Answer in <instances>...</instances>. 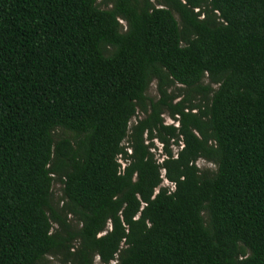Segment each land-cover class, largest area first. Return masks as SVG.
<instances>
[{
	"label": "trees",
	"instance_id": "trees-1",
	"mask_svg": "<svg viewBox=\"0 0 264 264\" xmlns=\"http://www.w3.org/2000/svg\"><path fill=\"white\" fill-rule=\"evenodd\" d=\"M50 254L264 264V0H0V264Z\"/></svg>",
	"mask_w": 264,
	"mask_h": 264
},
{
	"label": "rangeland",
	"instance_id": "rangeland-1",
	"mask_svg": "<svg viewBox=\"0 0 264 264\" xmlns=\"http://www.w3.org/2000/svg\"><path fill=\"white\" fill-rule=\"evenodd\" d=\"M152 1H155V0H152ZM122 21V20H121ZM122 23L124 24V21H122ZM176 86H179V84H175V86H173L172 88H171V90H173ZM147 94L149 95V96H152V97H156L157 96V94H156V88H155V81H153L152 83H150V86H149V88H148V91H147ZM143 116V114L141 113V112H139L138 113V115H137V117H134V118H132V120H131V123L132 122H135V120L137 119V118H140V117H142ZM165 121L167 122V123H169V122H171L172 120L167 116V115H165ZM125 143H126V140H125ZM156 145H158V147H160V144L158 143V142H156ZM174 148V151H175V146L173 147ZM197 164L200 166V167H209V168H214V165L212 164V163H210V162H207V161H205L204 159H199L198 161H197ZM164 182V181H163ZM61 186H62V184L59 182V181H57V182H55L54 184H53V192H54V199L56 200V199H58L59 197H60V195H61ZM47 261H48V264H67L65 261H64V259H63V255L62 254H56V255H47ZM94 263L95 264H101L100 262H99V260H98V257L96 256L95 258H94Z\"/></svg>",
	"mask_w": 264,
	"mask_h": 264
}]
</instances>
